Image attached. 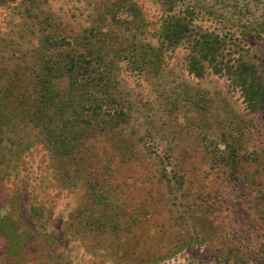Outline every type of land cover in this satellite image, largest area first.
<instances>
[{"label":"rangeland","instance_id":"rangeland-1","mask_svg":"<svg viewBox=\"0 0 264 264\" xmlns=\"http://www.w3.org/2000/svg\"><path fill=\"white\" fill-rule=\"evenodd\" d=\"M121 2L138 12L132 31L106 24ZM229 4L232 32L260 30L262 9ZM162 10L157 0L0 2V66L47 33L68 53L112 39L107 61L122 42L146 50ZM255 46L264 67V41ZM168 58L153 76L117 60L111 86L126 118L80 135L68 114L66 155L32 123L0 140V264H264V103L248 107L224 76L190 74L182 49Z\"/></svg>","mask_w":264,"mask_h":264},{"label":"trees","instance_id":"trees-1","mask_svg":"<svg viewBox=\"0 0 264 264\" xmlns=\"http://www.w3.org/2000/svg\"><path fill=\"white\" fill-rule=\"evenodd\" d=\"M157 1L163 9L157 45H148L146 50L138 42H122L107 61L108 51L115 45L112 39L106 51L101 44H94L93 53L76 49L68 53L60 45L63 37L47 33L38 48L13 52L10 62L6 60L0 66V140L32 123L38 130L42 127L47 131L55 153L68 154L74 147L68 140V114L80 135L86 124L93 131L105 127H94L93 120L108 125L126 118V102L111 86L119 76L114 71L119 68L117 60L122 62L120 68L123 65L130 73L153 76L179 49L186 52L190 74L197 78L211 73L224 76L239 89L248 107L260 108L264 103V67L263 62L250 57V50L264 41V12L262 21L256 23L261 24L260 30L232 32L225 23L231 21L232 8L239 6H231V0ZM247 1L264 11L263 0ZM123 5L113 4L112 11L116 12L107 15L106 24L126 21L130 25L126 30L132 31L138 23V12L134 6L125 9Z\"/></svg>","mask_w":264,"mask_h":264}]
</instances>
